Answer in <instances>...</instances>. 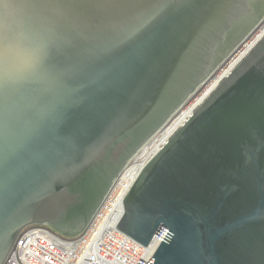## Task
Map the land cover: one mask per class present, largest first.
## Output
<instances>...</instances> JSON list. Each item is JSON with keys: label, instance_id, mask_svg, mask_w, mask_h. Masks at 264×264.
Masks as SVG:
<instances>
[{"label": "water", "instance_id": "1", "mask_svg": "<svg viewBox=\"0 0 264 264\" xmlns=\"http://www.w3.org/2000/svg\"><path fill=\"white\" fill-rule=\"evenodd\" d=\"M256 0H0V264L80 232L131 158L264 16ZM115 228L148 264H264V37L152 155Z\"/></svg>", "mask_w": 264, "mask_h": 264}, {"label": "built area", "instance_id": "2", "mask_svg": "<svg viewBox=\"0 0 264 264\" xmlns=\"http://www.w3.org/2000/svg\"><path fill=\"white\" fill-rule=\"evenodd\" d=\"M262 37H264V16L253 27V29L246 36H244L241 41H239V43L221 60V62L218 63L207 79L202 84H200L195 92L187 99L184 107H186V103L188 104L191 102L195 93H199L201 91L206 82L212 80V77H217L218 75L222 74V77L218 80L216 85L223 78L227 77L233 68L249 53L254 45L260 39H262ZM240 45L241 48L246 46L245 51L240 55L234 64H230L229 61H226V59L231 56L234 50H236ZM208 94H206V96ZM205 97H203L201 101ZM192 111L187 117L179 122L175 128L172 129L171 133L164 139V141L158 144L156 151L153 154H155L162 147L173 131L177 127L181 126L189 118ZM170 121L171 120H169L162 128L158 129L155 134L131 158L127 166L113 182L108 193L94 214L91 216L90 220L80 232L74 235H66L56 231L47 224L28 225L19 232L17 239L10 248L3 264H148L159 244L166 235V228L160 227L156 231L151 242L147 246H143L120 232L115 228V226L122 215L123 196L137 177L142 167L147 163L153 154L144 161L132 181L126 187L120 199L119 207L116 210L117 216L115 219H113V217H109L107 210L108 198L111 192L115 189L116 185L119 184L120 180L125 175L134 157L144 146L150 143L156 135L163 132Z\"/></svg>", "mask_w": 264, "mask_h": 264}, {"label": "bare ground", "instance_id": "3", "mask_svg": "<svg viewBox=\"0 0 264 264\" xmlns=\"http://www.w3.org/2000/svg\"><path fill=\"white\" fill-rule=\"evenodd\" d=\"M245 49H246V46L241 48V45H240L236 50H234L233 54L226 59V61H229L230 64H234L235 61L238 60L240 55L245 51ZM221 77H222V74L218 75L217 77L215 76L212 77V80L208 81L209 83L206 82L203 88L201 89V91L199 93H195V95L193 96L194 98H192L191 102H189L188 104L186 103V107L183 106V108H181L175 114V116L176 115L177 116L175 118L172 117L170 119L171 121L166 127V129L163 132L156 135L152 139V141L148 143L146 146H144L141 149V151L134 157L125 175L123 176L119 184L116 185L115 189L109 195L107 210H108L110 218L112 217L113 219L116 218L117 216L116 210L119 207L122 194L124 193L128 184L132 181V179L134 178V176L136 175L137 171L140 169L144 161L156 151V147L158 146V144L164 141V139L171 133L172 129L175 128V126L178 125L179 122H181L185 117L188 116V114L196 107V105L199 104L201 99L205 97L206 94H208V92L216 85V83Z\"/></svg>", "mask_w": 264, "mask_h": 264}, {"label": "flooded vegetation", "instance_id": "4", "mask_svg": "<svg viewBox=\"0 0 264 264\" xmlns=\"http://www.w3.org/2000/svg\"><path fill=\"white\" fill-rule=\"evenodd\" d=\"M262 8H264V0H256L255 2L250 4V10L256 13ZM122 214H123V204H122Z\"/></svg>", "mask_w": 264, "mask_h": 264}, {"label": "snow or ice", "instance_id": "5", "mask_svg": "<svg viewBox=\"0 0 264 264\" xmlns=\"http://www.w3.org/2000/svg\"><path fill=\"white\" fill-rule=\"evenodd\" d=\"M2 25H3V18L0 17V26H2Z\"/></svg>", "mask_w": 264, "mask_h": 264}]
</instances>
